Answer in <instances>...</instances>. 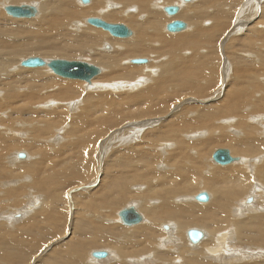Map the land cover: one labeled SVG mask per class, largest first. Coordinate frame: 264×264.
I'll return each mask as SVG.
<instances>
[{"label":"bare ground","instance_id":"1","mask_svg":"<svg viewBox=\"0 0 264 264\" xmlns=\"http://www.w3.org/2000/svg\"><path fill=\"white\" fill-rule=\"evenodd\" d=\"M25 1L32 2L29 6L35 8L34 16L14 18L7 13L6 8L8 6H21L17 3ZM173 1L175 0H87L86 2L82 0H0V181L2 182V180L7 178H16V181L2 182L1 185L5 189L0 192V199H5L11 205L16 206L22 192L28 191L30 194L34 192L41 193L39 200L37 199L38 202L34 203L37 209H34L29 214L21 213V215L23 214V218L20 219L22 225L18 226L16 231L12 232L10 229V233L0 232V264L24 263L26 254L31 253L29 251H33L45 239H53L59 234V226L61 228L62 225V222L59 223L62 217V208H59V206L62 204L57 191L60 193L62 189H65V193H67V188H71L74 185V183L72 184L73 181L87 177L90 164L87 163L88 159L85 158L86 155L82 152L80 154L85 155L83 156L84 159L80 160V162L77 161V164H74V162V165L69 166L80 147L72 145L70 141H68L69 143L66 142V149L63 147V150L59 147L63 141L69 139H66L65 135L64 140L62 139V143L59 144L60 140L57 133H60V129L72 133L76 131V133L83 134L87 138L88 128L91 126L87 119H83V117L75 119L72 116V113H70L72 112V105L70 103H66V105H70L69 113H66L68 114L66 115L64 103L71 98L72 94L84 96L85 91L88 92L93 89L96 91L94 96L99 101L104 100V103L112 105L110 118L107 117V120H102L100 123L117 126L118 129L120 128L119 125L121 124L120 126H122L123 121L126 120L127 115L125 117L124 112L129 111L134 106L146 105L147 108H150L148 113L151 114L149 115L157 117H162L161 115L171 112L173 114L178 113V118L180 119L178 124H176L177 119L164 118L167 122H159L158 125H163L164 123L167 129L164 130L168 133L169 131L171 133L176 131L184 132V139L193 140L185 144L186 146L184 145L185 149L189 148V151L193 154V163L191 168L188 166L190 169L187 172H177L176 167V171L173 170V176L169 173L167 176H169L170 181L164 183L171 188L163 192H152L154 194L150 198L148 206L144 201L149 199L151 195L143 194L146 188L139 187L140 185L135 187L138 190L134 192L135 194L129 193L122 186H119L118 190H116L118 195L116 197H112L113 193L109 191L107 194L99 196L97 195L98 193L91 192L92 194L88 193L87 201H84L88 195L86 194L82 200L76 202L78 207L84 211V213L81 211L78 221L73 223V230L78 234L79 240L74 239L71 243L65 245L67 247L66 252L54 253L55 255L52 258L49 257L50 261L60 262L63 259L60 255H67L71 247L77 248V250L81 247L80 250L74 252L76 254L75 261L79 263L81 257H86V253H83L84 246L98 248L103 243V245L108 246L107 249L113 254L111 255L110 253L108 258L107 251L93 250L89 252L91 257L88 260L89 264L100 262L106 257L108 261L106 259L104 261L108 264H112L109 263L111 262L110 260H113V264H264V141L260 139V136L264 133V6L262 8L261 5L259 23H255L254 28L251 29L250 34L254 35L248 38L249 35L246 33L247 37L245 36V38L241 39L243 40L240 45L241 49H243L241 51L246 53H238L239 56L236 54L232 62L234 68L232 80L234 77H247V85L243 89H238L236 86V88H232L229 91L227 87H230L231 84L228 85L227 83L225 92H219L220 88H218V91L212 92L209 91L212 82H214L212 76L203 86L196 85L197 78L203 73L202 55L207 53V50H209L208 44L210 45L214 37L219 36L218 42L224 43L229 35L239 31V29L232 27L231 21L238 1L197 0L193 4L195 0H180L181 5L171 4ZM108 2L110 3L107 6L111 9L105 8ZM187 2L191 3L188 4ZM77 4L84 7H80ZM22 5H26V3ZM169 6L176 8L175 14H167L164 11ZM250 6H252L250 1L245 0V5L240 9L243 10L244 7H247L245 10L248 13ZM185 8L193 10L192 16L184 17ZM253 11L251 9L250 13L254 15L256 11ZM162 12L166 14H164L166 18L163 17ZM140 13L144 15L137 17L136 15ZM238 14L241 15L239 12ZM97 15H100V17L98 16L96 19L105 21L108 24H115L110 22L126 23L131 28L130 35L124 38L115 37L108 31L89 24L88 20L92 17L88 18V16L97 17ZM254 16H257V13ZM202 19H208L211 24L203 27ZM174 21L182 22L185 27L176 32L168 31L166 28L167 24ZM165 30L167 33L169 32L168 35L163 33ZM103 43H109L110 48L104 46ZM102 44L104 49L101 51L99 48ZM228 47L226 48L229 49ZM33 54L40 57L91 58V61L103 68L100 76H103L106 82L97 84L99 81L96 80H98L101 70L99 74L93 76L88 82L79 79L61 78L58 75L56 76L48 67V63L51 60L44 61L40 57H25ZM145 55L151 58L149 64L144 66L130 64L146 63L145 59H139L141 61L139 63L135 62L137 59H128ZM212 57L214 58V55ZM27 58H39L43 65L35 67L23 66L22 62ZM127 62L128 64H126ZM82 82L87 86L84 85L83 90L80 87L81 85H78ZM147 83L150 85H147ZM144 85H147V87H144ZM140 86L143 89L137 90L144 91L142 94L139 91V94L136 93L137 91H132L134 87ZM102 88L105 90L99 91ZM181 93L183 95L193 94L199 97V99H193V105L203 103L204 100L217 99L220 101L215 103L214 100L212 104L209 101V104L195 107L193 112H190V109H188V112L187 108L173 112L177 108L175 105L178 106L179 99H181V104L184 102L185 96L182 95L179 98ZM72 100L74 101V99ZM116 101H119L125 110L117 109L114 105ZM186 104L188 105V103ZM146 109L142 112H145ZM79 113L78 115H80ZM135 113L137 114V112ZM187 113L189 116L185 117ZM171 120L172 126H170ZM67 122L70 128L64 127ZM153 122H157V120H153ZM143 124H147V122ZM143 124H139V128H143ZM26 129H29V131ZM161 129L156 131L158 132L156 135L152 136L149 147L161 149L163 135L160 134L163 131ZM196 129L201 130V133L199 131L196 133ZM140 130L137 129L136 132H133L132 128L129 133L125 132L126 130L123 132H112V139H117L118 144L131 145V140L141 141L143 139L144 135H142ZM22 131L23 133L27 131L32 136L30 142H25V139L17 137L20 134L22 136ZM235 133L237 136H235ZM104 134L105 132L103 134L98 132L92 138L95 136L94 139H96L99 136H104ZM146 134H148L147 131ZM23 137L25 138L24 135ZM146 138L149 140L151 137ZM26 139L29 140L27 137ZM87 141L89 143V140ZM106 143L108 144V142ZM210 143L223 144L230 147L227 151L232 161L225 165L216 163L214 153L219 150L217 149L210 154L211 162L206 157L208 156L206 151L210 147ZM78 144L81 146V142ZM25 148L26 150H33V152L36 150L37 153L35 155L20 153L19 150L22 151ZM50 151L53 153H50ZM94 153L92 151L90 155ZM168 154L170 155L171 152ZM203 154H206L205 157H203ZM19 155H23V158H19ZM94 155L96 156V154ZM238 156L242 157L239 158ZM89 157L92 159L91 156ZM172 157L174 156L172 155ZM35 158L39 160V163L38 166L35 165L33 167L32 162ZM96 158H99V154ZM101 159L103 160L104 158ZM207 160L213 165L210 166ZM260 160L262 161L258 164ZM43 165H45L44 167L49 165L46 168L50 172V176L48 175L45 178L42 176L43 171L39 169ZM125 165L130 166L129 161ZM173 166L175 165L173 164ZM22 167H27L26 173H28L20 179L21 175L17 177V173L13 172L19 168L22 170ZM10 169H13V172ZM179 169L182 170L184 168H179L178 166ZM56 172L58 173L56 174ZM130 174V172L126 171L122 175L123 177H118H121L125 182L128 179L135 181L139 176L136 171ZM30 176L33 178V183H31L32 178ZM172 179L174 180L173 182ZM62 180L64 182L60 184ZM28 181L32 186L27 184ZM189 182H192V184ZM212 182L215 188L212 189L210 197L205 192L194 194L193 197L184 196V194L190 192V187L187 185H198L201 186L200 188L206 189L212 186ZM79 184L80 182L76 185ZM73 187L75 188V185ZM73 189L71 188V190ZM152 191H154V187ZM199 194L205 195L206 199L201 200V202L196 200ZM121 195L123 197H120ZM124 195H129V198H125ZM178 195L180 197L175 202L174 197L176 196L177 198ZM62 198L64 200L63 196ZM128 199L135 200L134 206L131 203V205L121 208L118 212L116 211L118 222L128 229L127 231H122L123 229L120 228V232L119 229L114 231L112 229L113 226L111 228L109 225V223L113 222V219L110 218L112 209L114 206H120ZM152 199L157 200V202L154 203L155 200L152 201ZM193 200L199 203L209 202L207 204H198ZM56 204L58 206H55ZM128 204L130 203L128 202ZM50 205L53 206L50 208ZM67 206L69 205L67 204ZM20 210L17 212H20ZM26 210L28 212V209ZM122 212H127L128 218L134 212L140 216V220L134 223H127ZM3 214H7V212ZM65 216L67 217V215ZM143 217H145L144 223L142 222ZM12 220V218L7 219V223L11 227ZM61 220L63 219L61 218ZM141 222L142 224H140ZM17 224L19 225L20 223ZM3 225L7 226L6 223ZM9 226L8 229L10 228ZM191 226L202 233V237L198 242L190 241L189 238H187L188 241L186 242L183 240L186 234L188 237V231L190 230L188 228ZM84 238L91 239L88 243ZM227 247L231 248L236 254L229 255L228 251L230 250ZM95 252H103L104 256H95ZM256 256L263 257V259L258 262L252 260ZM247 258H250V260L244 261Z\"/></svg>","mask_w":264,"mask_h":264},{"label":"rangeland","instance_id":"2","mask_svg":"<svg viewBox=\"0 0 264 264\" xmlns=\"http://www.w3.org/2000/svg\"><path fill=\"white\" fill-rule=\"evenodd\" d=\"M193 1V0H192ZM191 1V2H192ZM238 1V5H237V7L236 8H238V9H234V13L235 14H233L232 15V19H231V21H232V27H234V28H237V29H239V31L238 32H233L231 35H229V37L225 40V42L224 43H220V42H218V38H219V36H216V37H214V39H213V41L210 43V45L208 44V46H209V50H207V53L205 54V55H202V61H203V65H204V68H203V73L197 78V83H196V85L198 84V85H201V86H203L204 84H206V81L208 80V79H210V77L212 76L213 77V81L214 82H212V85H211V87L209 88V91H212V92H216V91H218V88H220L219 89V92H225L226 90H225V86H226V84L228 83V85H230V87L228 86L227 87V89H229V91L232 89V88H236V86H237V88L238 89H243L246 85H247V81H248V79H247V77L246 78H233V80H232V73H234V68H233V66H232V62H233V60H234V58H235V56H236V54H237V56H239V54L238 53H244L245 51H241V50H243V49H241V47H240V45L243 43L242 41L243 40H241L242 38H245V36L247 37V34L249 35L248 36V38L251 36V35H254V34H250L251 33V29H253L254 28V24L255 23H259V21H260V14H261V10H262V8H263V6H264V0H249L250 1V4H252V6H250L251 8L248 10V13L246 12V8L247 7H244V11L243 10H241L240 8L241 7H243V5H245V0H237ZM240 1V2H239ZM251 1H252V3H251ZM29 2V3H28ZM191 2H187L188 4L189 3H191ZM197 2V0H195L194 2H193V4L194 3H196ZM261 2H262V4H261ZM26 3V5H31V1H25V2H19V3H17L18 5H22V4H25ZM34 3V2H33ZM110 2H108V3H106V5H105V8H107V9H111V8H108L109 6H107V4H109ZM17 4H13V5H17ZM171 4H173V5H181V1L180 0H175V1H173ZM186 4V3H185ZM240 4V5H239ZM78 6H80V7H84V6H81L80 4H77ZM87 5V4H86ZM261 5H262V8H261ZM239 6V7H238ZM259 6H260V9H259ZM257 7V8H256ZM251 9H252V11L253 12H255V14L254 15H256V13H257V16H254L253 15V13H250V11H251ZM186 10V11H185ZM185 10H184V12H183V15H184V17L186 18V16L187 17H190V16H192L191 14H193V10L190 8L189 10H188V8H185ZM188 12V14H186ZM238 12L241 14V15H239L238 14ZM245 12V13H244ZM141 14V13H140ZM138 14V15H136L137 17H140V16H143L144 14ZM162 14H163V17H165L166 18V14L165 13H163L162 12ZM165 14V15H164ZM259 14V15H258ZM189 15V16H188ZM243 15V16H242ZM246 15H247V17H246ZM249 15V16H248ZM253 15V16H252ZM98 16L100 17V15H97V17L96 16H88V18L89 17H92V18H98ZM235 16V17H234ZM253 17V18H252ZM234 19V20H233ZM258 19V20H257ZM245 20V21H244ZM202 21V24L204 25H202L203 27H207V26H209L211 23H210V21L208 20V19H202L201 20ZM255 21V22H254ZM249 22V23H248ZM110 23H117V24H124L127 28H130L128 25H126V23H124V22H110ZM252 23V24H251ZM251 25H253V26H251ZM90 27V26H89ZM248 28V29H247ZM130 31H131V28L129 29ZM242 31V32H241ZM250 31V32H249ZM163 33L164 34H166V35H168V33H167V31L165 30V31H163ZM247 33V34H246ZM239 36V37H238ZM110 38H112V36H110ZM232 38H234V39H232ZM240 38V39H239ZM230 39V40H229ZM238 39V40H237ZM233 40V41H232ZM232 42V43H231ZM234 42V43H233ZM226 43V44H225ZM228 43V44H227ZM236 43V44H235ZM104 44V46H108V48H110V44L109 43H103ZM103 44L100 46V50L102 51V49H104V46H103ZM107 44H109V45H107ZM225 45V46H224ZM227 45V46H226ZM230 45V47H228ZM218 46V47H217ZM234 46H235V48H234ZM237 46V47H236ZM102 47V48H101ZM216 47H217V49H216ZM226 47H228L229 49H227ZM213 48V49H212ZM215 49V50H214ZM219 49V50H218ZM224 49H226V50H224ZM232 49V50H231ZM234 50V51H233ZM107 51V50H106ZM213 53H212V52ZM216 51H218V52H216ZM228 51H229V53H228ZM231 52V53H230ZM235 52V53H234ZM220 53V54H219ZM225 55H224V54ZM246 53V52H245ZM214 55V58L212 57L213 55ZM235 54V55H234ZM91 56V55H90ZM227 56V57H226ZM25 57H40L39 55H35V54H33V55H26ZM49 57V58H48ZM48 57H46V56H43V57H40L41 59H43L44 61H46V60H55V59H60V60H67V61H84V62H87V63H89V64H91V65H93V66H96L97 68H100V70H101V73L98 75L99 76V78H98V80H96V81H99L97 84H99V83H101V84H103V83H105L106 82V79H104L103 78V76H100V75H102V72H103V68L101 67V66H99V65H97L96 63H94L93 61H91L90 59L91 58H87V57H64V56H48ZM52 57V58H51ZM58 57V58H57ZM67 58V59H66ZM229 58V59H228ZM128 59H131V60H134V59H145L146 60V63H143V64H132V63H130L131 65H137V66H144V65H146V64H149L150 62H151V58L149 57V56H147V55H145V56H137V57H130V58H128ZM205 59V60H204ZM222 60V61H221ZM229 60V61H228ZM148 62V63H147ZM205 62V63H204ZM126 64H128V62L126 63ZM211 65V66H210ZM213 65H214V67H213ZM210 66V67H209ZM231 66V67H230ZM219 68H220V70H219ZM220 71V72H219ZM216 72H217V74H216ZM220 73V74H219ZM57 76V75H56ZM98 76H96V77H98ZM205 78H204V77ZM201 77V78H200ZM208 77V78H207ZM62 78V77H61ZM226 78V79H225ZM246 79V80H245ZM239 80V81H238ZM201 81V82H200ZM235 81V82H234ZM96 83V82H95ZM222 83H223V85H222ZM233 83H234V85H233ZM243 83V84H242ZM78 85H81L80 87H81V89L83 90L84 89V85L86 86V84L84 83V82H82V83H79ZM147 85H150L149 83H147ZM147 85H144V87H147ZM238 85H240V86H238ZM219 86V87H218ZM87 87V86H86ZM214 87V88H213ZM137 89H140V90H142L143 88H142V86H140V87H134V89H132V91H134V92H136L137 94H139V92L142 94L143 92L142 91H140V90H137ZM105 89H99V91H104ZM145 90V89H144ZM116 91H119V90H116ZM139 91V92H138ZM134 92H130V93H134ZM94 93H96V91L93 89V90H90V91H88V92H86L85 91V95L84 96H82V95H78V94H75V95H73L72 94V96H71V98L69 99V100H67L64 104H65V106L64 107H66V108H64L65 110H64V112H65V114L66 113H69V107H70V105H66V103H70L71 105H72V112H70V113H72V116L75 118V119H79V118H81V117H83V119H87L90 123H91V126H90V128H88V132H87V134H88V137L86 138L83 134H79V133H76V131H75V133H72V132H65L63 129H60L59 131H60V133L58 132L57 133V136H58V138H59V140H60V142H59V144L60 143H62V139L63 138H65V135H66V139H68V140H65V141H63V143L65 142V144H60L59 145V147H60V149H63V147H64V149H66V147H67V144H66V142L67 143H69L68 141H70V143L72 144V145H78L80 148H81V151H80V148L77 150L78 152H76L75 153V156H74V160H72V164L70 163L69 164V166H72V165H74V164H77L78 162L77 161H79L80 162V160L82 161L83 159H84V157L83 156H85V158L86 159H88V161H87V163L89 164V166H88V172H89V174L87 175V177H85V178H83V179H81V180H78V181H73L72 182V184L74 183V185H75V188L73 187V186H71V188L73 189V190H71V188H70V190H69V188H67L68 189V191H67V193H69L68 195L69 196H67L68 198H66V196H65V192H66V190L65 189H62L61 191H60V193H59V191H57V193H58V195H59V197H60V200H61V204L62 205H60L59 206V208H62L61 210H62V212H61V214H62V219L63 220H61V218H60V221H59V223H61L62 222V225H61V228H60V226H59V234L58 235H56L55 237H53V239H51V238H48V239H45L43 242H41V243H39L38 244V246H36V248L33 250V251H29V252H31V253H28V254H26V257H25V260H24V263H18V264H57L58 262H52V261H50V258H52L53 257V255H55V254H59L60 252H66V249H67V247L65 246V245H67V244H69V243H71V241H73L74 239H77V240H79V238H78V234L73 230V223L76 221H78V218H80L79 217V215H80V213H81V211L84 213V211L83 210H81L79 207H78V205L76 204V202L78 201V200H82V198L86 195V194H92V193H98L97 195L99 196V195H102V194H107V192L109 191L110 193H113L112 194V197H116V196H118L117 194H116V190H118V187L119 186H122V187H124L125 189H126V191H128L129 193H133V194H135L134 192H136V191H138L135 187H138L139 185V187H145L146 189H144V193L143 194H145V195H147V196H150L149 197V199H146L145 201H144V203L148 206L149 204H148V202H149V200H150V198L153 196V194L154 193H152V192H163L164 190H166V189H168V188H171V187H169L167 184H165L164 182H169L170 181V178H169V176H167V175H169V173H170V175L171 176H173V173H174V171H176L177 170V172H187L190 168H191V166H192V163H193V154L191 153V151H189V148L188 149H185V144H187V143H189V141H193V140H186V139H184L185 137H184V135H185V133L184 132H179V131H176V132H174V133H171L170 131H169V133L167 132V131H165V130H167L166 128H165V126H164V123H163V125L162 124H160V125H158V123L160 122V123H162V122H167L165 119H167V118H171V119H177V121H176V124H178V122H179V118H178V113H176V114H173L172 112L171 113H169V114H164V115H161L162 117H160V116H153V115H149V114H151V113H148V111L150 110V108H147V106L145 105V106H134L132 109H130L129 111H126V112H124V115H125V117H126V115H127V117L125 118L124 116V118L126 119V120H124L123 121V123H122V126H120L119 125V129L117 128V126H110V125H108L107 123H100L102 120H107L108 118H110V114H112V112L110 111V109H111V107H112V105L111 104H108V103H104V100H102V101H99L94 95ZM183 94L181 93V94H179V98H180V96H182ZM183 96H185L184 97V102L181 104V99H179V103H178V106H176L175 105V107H177V108H175L174 110H173V112H175V111H178L179 109H184V108H187V111H188V109H190V112H193V110L195 109V107H200V106H203V105H206V104H209V101H210V103L212 104V103H214V100H215V103H217L218 101H220V100H217V99H213V100H209V101H205L204 100V102L203 103H198V104H196V105H193L194 104V102H193V99H199V97H197L196 95H193V94H187V95H183ZM72 99H74V101L72 100ZM71 100V101H70ZM87 100V101H86ZM72 101H73V103H72ZM217 101V102H216ZM91 104H90V103ZM186 103H188V105H190V106H188ZM77 104V105H76ZM94 104V105H93ZM203 104V105H202ZM76 105V106H75ZM108 105V106H107ZM114 105H115V107L117 108V109H120V110H125V109H123V107L120 105V102L119 101H116V102H114ZM81 106V107H80ZM109 108H107V107ZM80 107V108H79ZM121 107V108H120ZM68 108V109H67ZM76 108V109H75ZM107 108V109H106ZM136 108V109H135ZM147 108V109H146ZM74 109V110H73ZM89 109V110H88ZM144 109H146V111L145 112H142ZM83 110V111H82ZM110 112H109V111ZM106 111V112H105ZM79 112H81V113H79ZM85 112V113H84ZM89 112V113H88ZM92 112V113H91ZM135 112H137V114L135 113ZM189 112V111H188ZM78 113L80 114V115H78ZM87 113H88V115H87ZM91 113V114H90ZM76 114H77V116H76ZM96 114V115H95ZM99 114V115H98ZM130 114V115H129ZM133 114V115H132ZM134 114H135V116H134ZM66 115H68V114H66ZM79 116V117H78ZM98 116V117H97ZM102 116V117H101ZM189 116V114L187 113V115L185 116V117H188ZM108 117V118H107ZM192 117H194V116H192ZM94 118V119H93ZM98 118V119H97ZM135 118V119H134ZM165 118V119H164ZM67 120H68V118H67ZM130 120V121H129ZM149 120V121H148ZM153 120H157V122H153ZM162 120V121H161ZM69 121V120H68ZM96 121V122H95ZM126 121V122H125ZM169 121V120H168ZM145 122H147V124H143V123H145ZM109 123V122H108ZM125 123V124H124ZM130 123H131V125H130ZM138 123V124H137ZM149 123H151V124H149ZM98 124V125H97ZM102 124V125H101ZM139 124H143L142 125V127L143 128H139L140 126H139ZM175 124V125H176ZM65 126L64 127H66V128H68L70 125L68 124V122H67V124L65 123L64 124ZM97 125V126H96ZM104 125V126H103ZM127 126V127H125V126ZM130 125V126H129ZM148 125V126H147ZM173 125V123H172V120H171V122H170V126H172ZM100 127V128H99ZM122 127V128H121ZM152 127V128H151ZM70 128V127H69ZM103 128V129H102ZM112 128V129H111ZM123 128H125V129H123ZM127 128V129H126ZM130 128V129H129ZM132 128H133V132H136V130L138 129V130H140V131H142L141 133H142V135H144L141 139V141H139V140H131L130 141V144L132 145H122L121 143V145L120 144H118L117 143V139L115 140L114 138L112 139V132L113 133H116V132H118V131H125V132H127V133H129L131 130H132ZM147 128V129H146ZM163 129V131H161L160 132V134H163L162 135V140H161V142L164 144H162L161 143V149H159L158 150V148H154V147H149L150 146V140L152 141V136L153 135H156L158 132H156V131H160V129ZM151 129V130H150ZM159 129V130H158ZM161 129V130H162ZM165 129V130H164ZM173 129L175 130V127L173 126ZM26 130H28L29 131V129H26ZM75 130V129H74ZM103 130V131H102ZM168 130H169V128H168ZM115 131V132H114ZM144 131V132H143ZM146 131H147V133L148 134H146ZM165 131V132H164ZM196 131V133H198V131H199V133H201L200 131L201 130H198V129H196L195 130ZM25 133H23V131H22V136H21V134H20V136H17V137H20L19 139H25V142H30V140L32 139V136L27 132V131H24ZM62 132V133H61ZM101 133V134H103L104 132H105V134H104V136L106 137V139H105V137L102 135V136H99L98 138H96V139H94V137L92 138V136L95 134H97V133ZM166 132H167V134H166ZM108 133V134H107ZM111 133V134H110ZM126 133V134H127ZM144 133V134H143ZM181 134V135H180ZM23 135L25 136V138L23 137ZM71 135V136H70ZM109 135V136H108ZM72 136H73V138H72ZM82 136V137H81ZM111 136V137H110ZM166 136V137H165ZM183 136V137H182ZM235 136H237V134L235 133ZM22 137V138H21ZM26 137L27 138H29V140L28 139H26ZM91 137V138H90ZM108 137V138H107ZM146 137H151V138H149V140L146 138ZM174 138V140H173V138ZM182 137V138H181ZM104 139V140H103ZM260 139L261 140H263L264 141V133L260 136ZM64 140V139H63ZM81 140V141H80ZM87 140H89V143H88V141ZM100 140H101V142H100ZM102 140H103V142H102ZM106 140V141H105ZM169 140V141H168ZM79 141V142H78ZM86 141V142H85ZM99 141V142H98ZM110 141V142H109ZM115 141V142H114ZM145 143H144V142ZM73 142H75V143H73ZM81 142V146L78 144V143H80ZM98 142V143H97ZM106 142H108V144L106 143ZM140 142V143H139ZM147 142V143H146ZM168 142V143H167ZM90 143H92L93 144V146L91 147V145L92 144H90ZM94 143H95V145H94ZM106 143V144H105ZM146 145L147 144V146H145L144 144ZM149 143V144H148ZM179 143H181V144H179ZM88 144V145H87ZM99 144V145H98ZM112 146H111V145ZM167 144V145H166ZM172 144H174V145H172ZM216 143H210L209 145H210V147H208L207 148V155L208 156H206V157H210L211 155L210 154H212L211 152H214L215 150H217V149H226V150H229L228 148H230V147H228L227 145H223V144H221V145H219V144H216ZM98 145V146H97ZM101 145V146H100ZM105 145H106V149H105ZM135 145V146H134ZM138 145V146H137ZM185 145V146H184ZM86 146V147H85ZM90 146V147H89ZM97 146V147H96ZM109 146V147H108ZM128 146V147H127ZM163 146H165V147H163ZM170 146H172V147H170ZM176 146V147H175ZM212 146V147H211ZM94 147V148H93ZM136 147V148H135ZM145 147V148H144ZM169 147V148H168ZM27 148V147H26ZM26 148L24 149V150H19L20 151V153H22V154H30V155H35L36 153H37V151L36 150H34V152H33V150H26ZM86 150H85V149ZM89 148H90V150H89ZM97 148V150H95ZM131 148V149H130ZM145 150H144V149ZM163 148V149H162ZM172 148V149H171ZM184 148V149H183ZM63 149V150H64ZM82 149H83V151H82ZM136 149V150H135ZM171 149V150H170ZM182 149H183V151H182ZM110 150V151H109ZM120 150V151H119ZM151 150H153L152 152H151ZM181 150V151H180ZM25 151V152H24ZM85 151V152H84ZM86 151H88V152H86ZM93 151V153L94 154H96V156L94 155V154H92V155H90V152H92ZM101 151V153H99ZM102 151H103V154H102ZM106 151V152H105ZM109 151V152H108ZM128 151V152H127ZM134 152V153H132V152ZM145 151V152H144ZM157 151V152H156ZM168 153H170L171 152V154L174 156V157H172V155L170 154H168ZM179 151V152H178ZM27 152V153H26ZM83 152V154L84 153H87V154H85V155H81L80 153H82ZM108 152V153H107ZM129 152H131V153H129ZM160 152V153H159ZM174 152V153H173ZM50 153H53L52 151H50ZM77 153H79V154H77ZM105 153H107L106 155H105ZM156 153H158L159 155H161L162 153V155L161 156H159L158 154H156ZM98 154H99V158H96V157H98ZM108 154H110V155H108ZM154 154V155H153ZM180 154H182L181 156H180ZM80 155V156H79ZM104 157H103V156ZM121 155V156H120ZM134 155V156H133ZM140 155V156H139ZM166 155V156H165ZM205 155L206 154H203V157H205ZM89 156H91V158L92 159H90V157ZM102 156V157H101ZM127 156V157H126ZM153 156H155V157H153ZM157 156H159V157H157ZM164 156V157H163ZM169 158H168V157ZM263 156H264V152H263ZM157 157V158H156ZM180 157V158H179ZM239 158H241L242 156H238ZM78 158H80V159H78ZM101 158H104L103 160L101 159ZM125 158V159H124ZM128 160H127V159ZM170 158H172L171 160H170ZM175 160H174V159ZM99 161H98V160ZM149 159V160H148ZM151 159V160H150ZM178 159H179V161H178ZM19 160V159H18ZM89 160H93V161H89ZM137 160V161H136ZM165 160H166V162H165ZM174 160V161H173ZM185 160V161H184ZM209 160H210V158H209ZM209 160H207V161H209ZM21 161H25V160H21ZM127 161H129V163H130V166H126L125 165V163ZM153 161H154V163H153ZM176 161H177V163H176ZM183 161V162H182ZM211 161V160H210ZM209 161V164L212 162H210ZM261 161L262 160H260V162L258 163V164H260L261 163ZM75 162V163H74ZM77 162V163H76ZM139 162V163H138ZM180 162H182V163H180ZM38 163H39V160H37L36 158H35V160L32 162V166L33 167H35V165H37L38 166ZM74 163V164H73ZM97 163V164H96ZM176 163V164H175ZM180 163V164H179ZM185 163V164H184ZM186 163H188V164H186ZM149 164H150V166H149ZM160 166H159V165ZM173 164L175 165V166H173ZM178 164V165H177ZM191 164V165H190ZM208 164V165H209ZM121 165V166H120ZM140 165V166H139ZM143 165V166H142ZM211 165H213V163L212 164H210V166ZM36 166V167H37ZM45 165H43L42 166V168H39L41 171H43L42 172V176H43V178H45L46 176H50V172H48V170H47V168L46 167H48L49 165H47L46 167H44ZM155 166V167H154ZM166 166V167H165ZM178 166H179V168H184V169H179L178 170ZM187 166V167H186ZM190 168H189V167ZM144 167V168H143ZM148 169H147V168ZM151 167V168H150ZM158 167V168H157ZM168 167V168H167ZM177 167V168H176ZM24 168V169H23ZM98 168V169H97ZM126 168H127V170H126ZM156 168V169H155ZM172 168V169H171ZM175 168H176V170H175ZM26 169V170H25ZM44 169H46V170H44ZM161 169V170H160ZM169 169V170H168ZM205 169V168H204ZM13 169H10V171H12ZM22 171V172H20V171ZM28 170V168L27 167H22V170H21V168H19V169H17L16 171H12L13 173H15L16 174V176L17 177H19L20 175V179H22L27 173H26V171ZM92 170V171H91ZM133 170V171H132ZM167 170V171H166ZM174 170V171H173ZM24 171H25V173H24ZM120 171V172H119ZM122 171H123V173H122ZM126 171H128V172H130L131 174H133V173H135V171H136V174H138L139 176L137 177V179L135 180V181H131V180H126L125 182L123 181V179L121 178V177H123L122 175H124V173L126 172ZM92 172V173H91ZM119 172V173H118ZM154 172V173H153ZM21 173V174H20ZM58 172H56V174H57ZM101 175H100V174ZM140 173V174H139ZM162 173V174H161ZM23 174V175H22ZM55 174V173H54ZM130 174V175H131ZM145 174H147L146 176H145ZM149 174H150V176H149ZM160 174V175H159ZM52 175V174H51ZM96 175V176H95ZM109 176V177H108ZM116 176V177H115ZM118 176H121L120 178L118 177ZM161 176V177H160ZM31 178H32V176H30ZM88 177H89V179H88ZM92 178V180H90L91 178ZM167 177H168V179H167ZM97 178V179H96ZM99 178H101V179H99ZM94 179V180H93ZM105 179V180H104ZM116 179V180H115ZM119 179V180H118ZM164 179V180H163ZM10 180H14V181H16V178H11V179H9V178H7V179H4V180H2V182H7V181H10ZM111 180V181H110ZM113 180V181H112ZM38 181H40V180H38ZM81 181H83L82 183H81ZM100 181V182H99ZM174 180L172 179V182H173ZM2 182L0 181V192L2 191V190H4L5 188H3L2 187ZM24 182V181H23ZM40 182H42V181H40ZM62 182V183H61ZM60 182V184H63V182H64V180H62ZM80 182V184L79 185H76V184H78ZM105 182H106V184H105ZM27 183V182H26ZM31 183H33V178H32V180H31ZM86 183V184H85ZM99 183H102V184H99ZM135 183H136V185H135ZM139 183V184H138ZM190 184H192V182H189ZM27 184H30L29 183V181H28V183ZM99 184V185H98ZM119 184V185H118ZM197 184V183H196ZM31 186H32V184H30ZM142 185V186H141ZM186 185V184H185ZM211 185L212 186H210V187H208V188H200L201 186H198V185H193V186H191V185H187L188 187H190L189 188V190H190V192L188 193V194H184V196H186V197H193L194 196V194L196 195V194H198V193H200V192H205L206 194H208L209 195V197L212 195V189L213 188H215V187H213L214 186V184H213V182L211 183ZM103 186V187H102ZM77 187V188H76ZM100 187V188H99ZM102 187V188H101ZM154 187V191H152V188ZM157 187V188H156ZM197 187V188H196ZM212 187V188H211ZM99 188V189H98ZM200 188V189H199ZM88 189H90V190H88ZM103 189V190H102ZM149 189V190H148ZM78 190V191H77ZM97 190V191H96ZM134 190V191H133ZM160 190V191H159ZM194 190H195V192H194ZM196 190H197V193H196ZM101 192V193H99V192ZM133 191V192H132ZM74 192V193H73ZM92 192V193H91ZM23 193V192H22ZM20 194V196H19V198H18V203L16 204V206H14V205H11L10 204V202L8 203V201H6L5 199H0V201L2 202H0V217H1V219H0V232H2L3 233V231H4V233H10L11 232V230H12V232L13 231H16V229L18 228V226L20 227L21 225H22V223L20 222L21 220L20 219H22L23 217V214H29L31 211H33L34 209H37V207L34 205V203H36V202H38V198H39V196H41V193H39V192H34L33 194L31 193L30 194V192H28V191H24V193L23 194ZM27 193V194H26ZM63 193V194H62ZM29 194V195H28ZM61 194H62V196L64 197V200H63V198H62V196H61ZM89 194L85 197V199H84V201L86 200L87 201V198L89 197ZM27 197V199H26V197ZM73 195H76V196H73ZM22 196H24V197H22ZM34 196V197H33ZM70 196H71V198H70ZM141 196V195H140ZM33 197V198H32ZM120 197H123V195H121ZM124 197L125 198H129V195L127 196H125L124 195ZM180 196L178 195L177 196V198H176V196L174 197V201L176 202L177 201V199L179 198ZM23 198V199H22ZM74 200H73V199ZM78 198V199H77ZM38 199V200H37ZM26 200H27V202H26ZM155 199H152V201H154ZM210 200V199H209ZM5 201V202H4ZM69 201H70V203H69ZM72 201H74V202H72ZM131 201V202H130ZM194 202H196L195 200H193ZM66 202V203H65ZM128 202L130 203V204H128ZM157 202V200H155V202L154 203H156ZM209 202V201H208ZM208 202H206V203H199L198 201L196 202V203H198V204H207ZM22 203H24V204H22ZM81 203V202H80ZM131 203H132V206H134V203H135V200H132V199H128V201H126V202H124L123 204H121L120 206H114L113 207V209H112V216L110 217V218H112L113 219V222H114V224H113V222L112 223H109V225H110V227L112 228V226H113V230L114 231H118V229H119V232H120V228H122L121 230L122 231H127V227L126 226H123L122 224H120L119 222H118V217L116 216V214H117V212L121 209V208H123V207H125V206H127V205H131ZM6 204H8V205H6ZM32 204H33V206H32ZM65 204V205H64ZM67 204L69 205V206H67ZM86 204V203H85ZM85 204H83V205H85ZM3 205V206H2ZM29 205V206H28ZM76 205V206H75ZM155 205V204H154ZM153 205V206H154ZM12 206V207H11ZM20 206H22V207H20ZM23 206H25V207H23ZM28 206V207H27ZM53 205H50V208L52 207ZM55 206H58L57 204L55 205ZM79 206H80V204H79ZM10 207V208H9ZM27 207V208H26ZM32 207V208H31ZM75 207V208H74ZM7 208V209H6ZM12 208V209H11ZM14 208H16V209H14ZM25 208V209H24ZM58 208V207H57ZM69 208V209H68ZM72 208H74L73 210H72ZM76 208H78V209H76ZM10 209V210H9ZM20 210V212H17V211H19ZM26 209H28V212H27V210ZM6 210H8V211H10L11 212V210H13V212H9L8 213V211H6ZM15 210V211H14ZM22 210H24V211H22ZM64 210H66V211H64ZM22 211V212H21ZM60 211V210H59ZM58 211V212H59ZM74 211V212H73ZM117 211V212H116ZM2 212V213H1ZM6 213L7 212V214H3V213ZM72 212V213H71ZM14 213V214H13ZM21 213H23L22 215H21ZM8 215V216H7ZM65 215H67V217L65 216ZM141 215L142 216H144L143 215V213H141ZM15 216V217H14ZM28 216V215H27ZM116 216V217H115ZM3 217H5V218H3ZM13 219L12 220V227L11 226H9V224L7 223V219H11V218ZM73 217V218H72ZM239 217H241V216H239ZM27 219H28V217H26ZM25 218V219H26ZM145 217H143V223L145 222V219H144ZM4 219H5V221H4ZM19 221H18V220ZM15 223H14V222ZM18 221V222H17ZM63 221H64V223H63ZM118 222L117 224H115L116 222ZM142 222L140 223V224H142ZM7 224V226H4L3 224ZM9 223H11V222H9ZM14 223V224H13ZM17 223H20L19 225L17 224ZM112 224V225H111ZM115 225H116V227H115ZM8 226L10 227L9 229H8ZM6 228V229H5ZM11 229V230H10ZM188 229H193V230H196L195 229V227H190V228H188ZM83 234V233H82ZM188 237H187V234L184 236V239L183 240H185L184 242H186V241H188V239H187ZM85 239V241L86 242H88L89 243V241H90V239L91 238H84ZM84 239H82V240H84ZM187 239V240H186ZM201 239V238H200ZM199 239V240H200ZM76 240V241H77ZM198 240V241H199ZM197 241V242H198ZM46 243V244H45ZM230 247H232L231 245H229ZM107 247L108 246H106V245H103V243H101V245L100 246H98V248L96 247V248H94V247H90V248H88L87 246H84L83 247V250H84V254L86 253V257H84V258H82L81 257V260L79 261V263H76V254L74 253V252H77L78 250H80L81 249V247L80 248H78V250H77V248H73V247H71V249H69V251H68V254L67 255H60L63 259H61L60 260V262L58 263V264H89L90 262H88V260L89 259H91V257H90V255H89V252H91V251H93V250H104V251H107L108 252V258H109V256H110V253H111V255L113 254L111 251H109L108 249H107ZM230 251H228V254L229 255H232L234 252L232 251V249L231 248H229V247H227ZM53 253V254H52ZM55 253V254H54ZM80 253V252H79ZM234 254H236V253H234ZM52 255V256H51ZM73 255H75V256H73ZM50 257V258H49ZM104 258V259H102L100 262H96V263H91V264H108V263H106V261H108L107 259L108 258ZM112 258H113V256H111ZM260 256H256L255 258H253L252 260H254V261H260V260H262L263 259V257H260ZM111 258V259H112ZM68 259V260H67ZM106 259V261H104ZM248 260H250V258H247V259H245L244 261H248ZM70 261V262H69ZM111 262H109V263H112L113 264V260H110ZM104 262V263H103ZM114 263H116L115 261H114Z\"/></svg>","mask_w":264,"mask_h":264},{"label":"water","instance_id":"3","mask_svg":"<svg viewBox=\"0 0 264 264\" xmlns=\"http://www.w3.org/2000/svg\"><path fill=\"white\" fill-rule=\"evenodd\" d=\"M83 2H86L87 0H82ZM7 13L14 17V18H29L34 16L35 14V8L29 5H21V6H8L6 8ZM164 11L167 14H175L176 8L174 7H166ZM88 23L98 27L102 28L103 30L108 31L112 36L115 37H127L130 35V30L123 24H108L105 21H102L100 19L96 18H90L88 20ZM185 27V25L182 22L174 21L169 24H167L166 28L168 31L176 32L178 30H181ZM136 63L141 62L139 59L135 60ZM23 66L26 67H35V66H41L43 65V62L39 58H27L22 62ZM48 67L51 69V71L63 78L68 79H79L88 82L93 76L99 74L100 69L87 64L85 62H68L65 60H51L48 63ZM19 158H23V155H19ZM214 159L215 162L218 164H228L232 161V158L229 155V152L227 150L219 149L214 153ZM206 199L205 195L199 194L196 197V200L200 201ZM127 212H122V215L124 217V220L127 223H134L140 220V216L138 214H135L132 212V216L128 218ZM202 237V233L198 230H189L188 231V238L190 241L196 242ZM95 256H104L103 252H95Z\"/></svg>","mask_w":264,"mask_h":264},{"label":"snow or ice","instance_id":"4","mask_svg":"<svg viewBox=\"0 0 264 264\" xmlns=\"http://www.w3.org/2000/svg\"><path fill=\"white\" fill-rule=\"evenodd\" d=\"M85 154H87V153H85ZM65 196H66V198H67V196H68V193H65Z\"/></svg>","mask_w":264,"mask_h":264}]
</instances>
